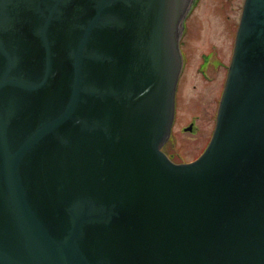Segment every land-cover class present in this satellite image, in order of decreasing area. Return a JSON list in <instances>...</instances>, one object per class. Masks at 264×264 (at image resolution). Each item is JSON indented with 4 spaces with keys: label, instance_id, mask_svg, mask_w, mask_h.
<instances>
[{
    "label": "water",
    "instance_id": "95a60500",
    "mask_svg": "<svg viewBox=\"0 0 264 264\" xmlns=\"http://www.w3.org/2000/svg\"><path fill=\"white\" fill-rule=\"evenodd\" d=\"M76 1L0 0V264H264V0H244L211 141L184 165L160 146L189 0ZM93 117L116 140L89 145Z\"/></svg>",
    "mask_w": 264,
    "mask_h": 264
},
{
    "label": "rangeland",
    "instance_id": "374dc122",
    "mask_svg": "<svg viewBox=\"0 0 264 264\" xmlns=\"http://www.w3.org/2000/svg\"><path fill=\"white\" fill-rule=\"evenodd\" d=\"M243 1L189 0L181 16V68L172 132L165 140L167 151L176 165L194 162L209 144ZM189 126L192 130L186 131Z\"/></svg>",
    "mask_w": 264,
    "mask_h": 264
},
{
    "label": "flooded vegetation",
    "instance_id": "af4514ba",
    "mask_svg": "<svg viewBox=\"0 0 264 264\" xmlns=\"http://www.w3.org/2000/svg\"><path fill=\"white\" fill-rule=\"evenodd\" d=\"M69 1V0H68ZM186 1V0H185ZM184 1V2H185ZM9 2V1H8ZM7 2V3H8ZM6 3V1H5V4H7ZM72 5H74V6H76V7H78V8H76V9H80L81 7H79L78 6V4H77V1L76 0H72ZM48 5H50V3H48ZM41 6H44L45 7V5H41ZM52 5H50V7H51ZM74 6H73V8H74ZM83 8V7H82ZM86 9H87V6H86ZM57 26V24H55L54 26H52V27H50V33H49V41H50V43L51 44H53V49H54V51L55 50H58L57 49V47H59L58 46V44L60 45V37H61V34H60V30L56 27ZM61 30L62 29H64L63 27H61L60 28ZM22 33H24V32H22ZM176 37H177V40H178V43H179V33H176ZM7 42V44H10V46H13L15 49L16 48H18V52L21 54V51H23L22 50V46L24 45V42H23V40L22 39H20V40H13V37L12 36H10V38H8V41H6ZM65 42H67V40L66 39H64V43ZM8 48H10L9 46H8ZM10 49H12L13 50V48L11 47ZM88 50H89V48H88ZM60 54L61 53H59V52H55V55H57V57H58V60H61L62 58L60 57ZM28 56H30V55H28ZM31 57V56H30ZM58 60H56V62H59ZM59 66H60V64L59 63H57ZM57 67V68H60V67ZM104 121V118H101V117H93V118H91L90 120H89V124L90 125H92L93 126V128L91 129V137H89V138H87V141L88 142H90V143H88L89 145H92V146H99V142H96V140H97V137H96V135L98 134V135H101L102 136V134H104V135H106L107 136V134H108V136H109V138L110 139H113V140H116V136H114L113 134H115V132H114V128L116 129V127H114L113 128V132H112V128H111V126H109V125H107L105 122H103ZM89 130V129H88ZM117 130V129H116ZM119 131V130H118ZM100 132H102V133H100ZM106 132V133H105ZM114 136V137H113ZM173 146V145H172ZM161 151L162 152H164L167 156H168V158L171 160V162H173V163H176L172 158H171V154H169V152L167 151V144L164 142V143H162V146H161ZM90 154H94L93 152H90ZM106 162H107V160H105V162H101V165H103V169H105L106 168V166H105V164H106Z\"/></svg>",
    "mask_w": 264,
    "mask_h": 264
},
{
    "label": "trees",
    "instance_id": "16d2710c",
    "mask_svg": "<svg viewBox=\"0 0 264 264\" xmlns=\"http://www.w3.org/2000/svg\"><path fill=\"white\" fill-rule=\"evenodd\" d=\"M177 199V198H176ZM178 200V199H177ZM182 202H183V200H182ZM183 209L184 210H186L187 209V202L185 203V205H184V207H183ZM193 211V210H192ZM168 213H165L164 212V214H162V215H160V217H159V219H161V220H164V219H168L169 217H168V215H167ZM219 215H220V211H219ZM175 222V221H174ZM178 224V223H177ZM177 224H175L174 225V228H177V229H179V228H181V226H178L177 227ZM219 226V225H218ZM191 228V227H190ZM193 232H194V234H195V236H197L198 234L196 233V231L194 230V228H193ZM160 233V232H159ZM160 235H161V233H160ZM163 235V234H162ZM169 236V238H171V236L170 235H168ZM180 236H181V231L180 232H177V234H176V238L174 239V240H177V239H179L180 238ZM158 240H159V242H160V244H165L166 243V239L164 238V237H158ZM186 237L184 238V241L182 242V244L183 245H186ZM168 242V241H167ZM175 243V242H174ZM173 243V244H174ZM173 244H172V246H173ZM194 245H196V249H193V251H191V255H192V258L194 259V260H200L199 259V252L198 251H200L201 249H202V247H201V243H200V241H197L196 243H194ZM176 248V252H177V247H175ZM192 249V248H191ZM189 261V260H188ZM187 262V261H186ZM170 264H173L172 263V260H171V263ZM174 264H176V263H174ZM185 264V263H184Z\"/></svg>",
    "mask_w": 264,
    "mask_h": 264
}]
</instances>
